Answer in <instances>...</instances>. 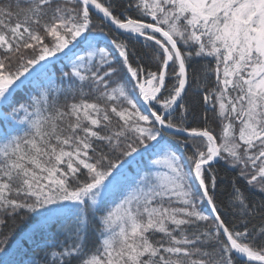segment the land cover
<instances>
[{"label": "snow or ice", "instance_id": "snow-or-ice-1", "mask_svg": "<svg viewBox=\"0 0 264 264\" xmlns=\"http://www.w3.org/2000/svg\"><path fill=\"white\" fill-rule=\"evenodd\" d=\"M29 221L41 264H264V0H0V253Z\"/></svg>", "mask_w": 264, "mask_h": 264}, {"label": "trees", "instance_id": "trees-1", "mask_svg": "<svg viewBox=\"0 0 264 264\" xmlns=\"http://www.w3.org/2000/svg\"><path fill=\"white\" fill-rule=\"evenodd\" d=\"M93 20L95 23L99 24V20L94 16ZM117 38V39H124L123 36H117L116 33H109V39L111 38ZM102 42L100 44L101 47L104 46L103 38ZM130 48H134L137 53H143L145 51L144 48V41L143 38H141L139 41L133 40L129 42ZM71 47V46H70ZM68 51V50H65ZM71 55V54H70ZM58 56H62V54H58ZM55 60L54 63L49 65V68L46 72L41 73L39 75H36L34 78L30 80V82L26 83L22 88H20L16 94H15V100L17 102H28L31 97L33 96H38L42 89L46 86L47 84V78L49 76H54L58 78L61 74V71H67V64L68 60L65 58L63 60H59L56 58H51ZM146 62V61H145ZM27 75V74H26ZM214 79V77L209 78V83H211V80ZM195 88V85H193V89ZM190 95L192 94L191 92L189 93ZM61 102L63 101V97H60ZM208 117L211 119L213 117L212 112L207 113ZM212 127L216 130V133L219 136V131L220 127L217 121L212 120ZM114 159H116L114 157ZM127 159L129 162L124 165L127 176L129 178H133L136 176L137 173H140L143 168H145L147 164V157H144L143 159L140 157H136L135 159L132 158H124V157H119L117 160V163H119L121 160ZM218 168L221 169L220 175H225V170L222 167V164L217 165ZM230 175H235V173H230ZM127 182H125L126 184ZM123 187V186H122ZM227 188V185H221L217 189V196H218V203L220 201L226 200V194H225V189ZM225 219H232V214L229 211L228 213L225 214ZM29 222L21 224L20 228H18L14 234L11 236L10 243L8 245L9 247V252L7 254L5 253H0V264H32L33 261H36V264H41V261L43 260V244L42 242L37 239L36 243H22L24 240V231L27 228ZM255 224H259V220L253 221ZM57 227L53 226L46 235H52L56 234L57 232ZM5 232L8 231L7 228L4 229ZM61 238L62 237H58ZM94 239V237H93Z\"/></svg>", "mask_w": 264, "mask_h": 264}]
</instances>
